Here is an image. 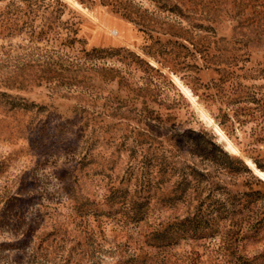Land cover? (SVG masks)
<instances>
[{
	"label": "rangeland",
	"instance_id": "374dc122",
	"mask_svg": "<svg viewBox=\"0 0 264 264\" xmlns=\"http://www.w3.org/2000/svg\"><path fill=\"white\" fill-rule=\"evenodd\" d=\"M246 158L264 0H0V264H264Z\"/></svg>",
	"mask_w": 264,
	"mask_h": 264
},
{
	"label": "bare ground",
	"instance_id": "6f19581e",
	"mask_svg": "<svg viewBox=\"0 0 264 264\" xmlns=\"http://www.w3.org/2000/svg\"><path fill=\"white\" fill-rule=\"evenodd\" d=\"M175 80L178 82L184 93L188 96L190 100H194V96L191 94L190 90L182 85L176 78ZM196 107V106H195ZM201 117L212 126L213 130L216 132V134L219 136L220 141L223 142L225 149L232 153H238V150L234 146V144L230 141V139L224 134V132L221 130V128L206 114V112L202 108H198ZM246 164L253 170L255 174H257L260 178L264 179V171L259 169L257 165L250 159H245Z\"/></svg>",
	"mask_w": 264,
	"mask_h": 264
}]
</instances>
